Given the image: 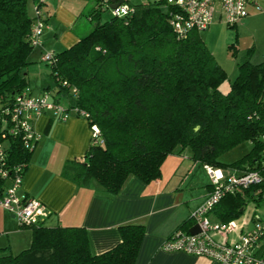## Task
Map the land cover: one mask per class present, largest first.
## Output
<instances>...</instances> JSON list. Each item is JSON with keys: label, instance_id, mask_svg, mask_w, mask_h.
<instances>
[{"label": "trees", "instance_id": "trees-1", "mask_svg": "<svg viewBox=\"0 0 264 264\" xmlns=\"http://www.w3.org/2000/svg\"><path fill=\"white\" fill-rule=\"evenodd\" d=\"M28 1L0 0V166L8 173L0 175V197L14 172L26 170L34 150L25 146L21 125L11 121L16 98L30 94L25 71L30 55L42 46V39L36 46L31 43V32L36 11L44 21L43 0H30L34 15ZM115 3L95 0L82 13L92 27L45 62L53 88L69 99L65 112L72 109L97 128L84 155L64 164L63 176L79 187L93 184L114 195L130 176L157 179L165 158L188 148L203 165L237 173L255 170L264 177V62L240 57L237 76L225 93L226 72L199 30L185 36L174 32L170 20L177 6L167 0H121L127 11L116 15ZM106 9L111 15L103 19ZM244 140L253 143L250 152L231 164L219 160ZM30 141L36 145L38 140ZM262 199L264 181L227 194L214 209L227 222L243 213L247 201ZM20 226L31 230L29 246L15 254L0 247V264H135L144 234L143 224H121L119 242L94 253L83 226H48L43 220Z\"/></svg>", "mask_w": 264, "mask_h": 264}, {"label": "crops", "instance_id": "crops-1", "mask_svg": "<svg viewBox=\"0 0 264 264\" xmlns=\"http://www.w3.org/2000/svg\"><path fill=\"white\" fill-rule=\"evenodd\" d=\"M46 2L48 4L43 6ZM94 2L43 0L40 8L45 21L42 46L32 51L29 64L35 62L38 66L41 64L42 53H53L74 44L78 35L84 32L77 28L75 30V22ZM248 9L247 15L234 25L238 56H248L253 63L264 62V0L251 3ZM215 18L223 19L219 4L216 5L212 21ZM56 24L58 31L61 27L74 28L75 35L63 32L60 36L54 31L56 38L52 39ZM202 39L207 45L206 40ZM28 87L32 95L50 91L55 95L53 98L66 101L59 104L67 109L69 99L53 88L50 69L48 77L42 75ZM33 127L39 137L17 192L19 195L33 197L46 206L49 213L43 219L45 225L83 226L89 234L91 250L100 253L119 242V225L143 224L144 234L135 264H221L207 256L161 249L163 241L175 230L181 228L189 232L194 225L192 212L211 190L208 168L217 167L201 164L185 148L165 158L161 165V175L157 179L144 182L137 176H130L117 194H104L97 191L93 184L91 187H79L62 174L64 164L68 160L82 157L91 140L92 128L84 117L76 115L69 108L67 116L61 119L46 111L34 118ZM222 170L224 173L230 171L226 168ZM209 217L214 221L222 220L217 208ZM249 220L246 218L244 222L240 221L235 230L225 235H215V240H238L240 233L254 227ZM4 235L6 239L2 238ZM30 240L31 230L19 226L17 219L0 206V247L15 254L28 247Z\"/></svg>", "mask_w": 264, "mask_h": 264}, {"label": "built area", "instance_id": "built-area-1", "mask_svg": "<svg viewBox=\"0 0 264 264\" xmlns=\"http://www.w3.org/2000/svg\"><path fill=\"white\" fill-rule=\"evenodd\" d=\"M178 7L173 14L170 24L175 33L185 36L190 30H201L209 26L213 19L216 5L219 4L224 21L229 25H235L237 21L249 12V5L257 0H167ZM257 7L260 8L258 5ZM116 15L125 13L127 7L118 4L112 9ZM37 18L31 32V43L38 45L44 29V21ZM52 53L45 52L40 59L44 62L52 60ZM63 85H68L66 81ZM72 94L76 95L77 89L70 87ZM45 111H50L53 116L64 118L67 116L64 108L50 99L48 92L41 95L22 94L15 100L11 121L21 125L25 135V146L35 148L32 143L39 135L32 125L33 118ZM1 118V116H0ZM92 133L97 128L92 127ZM0 148V162L3 160ZM24 171L16 170L13 178L9 180L3 196L0 197V206L11 213L19 225H31L40 222L49 213L46 206L39 200L19 195L18 188L22 181ZM211 181V190L200 204L192 212V218L200 227V231L191 234L181 229L175 230L161 244V249L167 252L182 251L192 255H203L214 259L221 264H264V244L261 238L264 236V227L255 225L253 228L240 233L238 240L226 242L215 240V235H225L237 228L238 223L234 220L227 222L211 220L209 214L220 200L235 190L250 185H257L264 181V177L255 171L237 173L230 170L224 173L222 168H208ZM7 170L0 166V175L7 177Z\"/></svg>", "mask_w": 264, "mask_h": 264}, {"label": "rangeland", "instance_id": "rangeland-1", "mask_svg": "<svg viewBox=\"0 0 264 264\" xmlns=\"http://www.w3.org/2000/svg\"><path fill=\"white\" fill-rule=\"evenodd\" d=\"M52 1V0H51ZM133 3L141 2V0H131ZM48 4V2L44 3L43 6ZM27 8L29 13L32 15L35 13V5L32 1H28ZM111 15V10L106 9L103 14L102 18H108ZM76 27L78 31H85L92 27V23L86 20L84 15H81L76 20ZM55 28L52 31L51 38L55 39L54 31H57L58 35H62L63 32L67 34H74V28L68 27H61L59 31ZM201 36L206 40L207 45L214 55L215 60L217 63L223 67L226 72V79L221 85V90L223 92H227L230 88L231 82L237 76V63L240 59L237 52V45L233 46V42L235 43V27L230 26L227 24L224 19H217L215 18L208 27L205 29L200 30ZM39 49V46L35 48V50ZM33 64L32 68L30 67ZM28 64L29 66L26 67V80L27 84L34 83L36 78H40V76L45 75L48 77V69H50L48 64H45L44 61L41 60V64L38 66L35 62ZM234 70V71H233ZM233 71V72H232ZM61 103L66 102L65 100L61 99ZM253 148V143L250 140H244L233 146L232 148L228 149L227 151L223 152L219 156V160L225 164H231L237 161L238 159L242 158L245 154L250 152ZM246 218H249L252 224L260 225L264 227V199L260 200L259 202L256 201H249L247 207L243 213V215L238 218L234 219L235 222L238 224L244 222ZM20 226V225H19ZM2 238H7L6 235ZM261 243L264 244V236L261 238Z\"/></svg>", "mask_w": 264, "mask_h": 264}, {"label": "water", "instance_id": "water-1", "mask_svg": "<svg viewBox=\"0 0 264 264\" xmlns=\"http://www.w3.org/2000/svg\"><path fill=\"white\" fill-rule=\"evenodd\" d=\"M112 1H115V0H112ZM120 2H121V0H118V3L112 4L111 8L116 7ZM197 128L198 127L196 126L195 129H197ZM199 231H200V227H199V225L197 223H194V225L191 226V228L189 229V233H191V234H195V233H197Z\"/></svg>", "mask_w": 264, "mask_h": 264}]
</instances>
